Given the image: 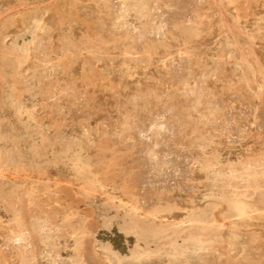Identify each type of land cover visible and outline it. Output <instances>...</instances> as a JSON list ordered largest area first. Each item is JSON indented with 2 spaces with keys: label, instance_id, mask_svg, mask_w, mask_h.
I'll return each instance as SVG.
<instances>
[{
  "label": "rangeland",
  "instance_id": "obj_1",
  "mask_svg": "<svg viewBox=\"0 0 264 264\" xmlns=\"http://www.w3.org/2000/svg\"><path fill=\"white\" fill-rule=\"evenodd\" d=\"M0 264H264V0H0Z\"/></svg>",
  "mask_w": 264,
  "mask_h": 264
},
{
  "label": "bare ground",
  "instance_id": "obj_2",
  "mask_svg": "<svg viewBox=\"0 0 264 264\" xmlns=\"http://www.w3.org/2000/svg\"><path fill=\"white\" fill-rule=\"evenodd\" d=\"M72 4V3H71ZM222 49V48H221ZM126 76V75H125ZM134 76V75H133ZM130 81V80H129ZM139 83V82H138ZM137 85V84H136ZM11 138V137H9ZM46 152V151H45ZM73 157H71V153L67 152L66 155H64V158L61 161V164L58 166L61 167L65 163L68 164L70 161H72ZM71 163V162H70ZM63 164V165H62ZM66 167V166H65ZM254 186V185H253ZM235 201V200H234ZM252 201V200H251ZM233 207L236 209V215L245 216L247 215V211L245 210L244 206L240 204V202H236ZM249 212V211H248ZM249 214V213H248ZM248 216V215H247ZM250 217V216H249ZM245 219V218H244ZM248 219V218H247ZM243 220V219H242ZM241 221V220H240ZM245 225V224H244ZM159 232V231H158Z\"/></svg>",
  "mask_w": 264,
  "mask_h": 264
}]
</instances>
